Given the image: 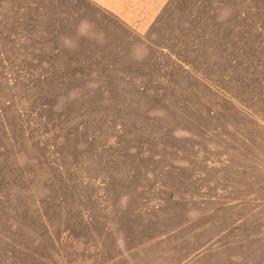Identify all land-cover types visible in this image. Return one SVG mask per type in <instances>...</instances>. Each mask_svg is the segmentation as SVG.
I'll use <instances>...</instances> for the list:
<instances>
[{
	"label": "rangeland",
	"instance_id": "obj_1",
	"mask_svg": "<svg viewBox=\"0 0 264 264\" xmlns=\"http://www.w3.org/2000/svg\"><path fill=\"white\" fill-rule=\"evenodd\" d=\"M0 264H264V0H0Z\"/></svg>",
	"mask_w": 264,
	"mask_h": 264
}]
</instances>
